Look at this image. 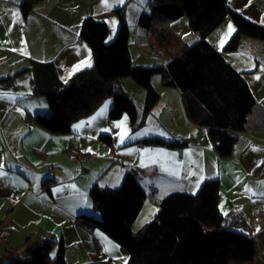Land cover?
Returning a JSON list of instances; mask_svg holds the SVG:
<instances>
[{
  "label": "crops",
  "instance_id": "0c3cea01",
  "mask_svg": "<svg viewBox=\"0 0 264 264\" xmlns=\"http://www.w3.org/2000/svg\"><path fill=\"white\" fill-rule=\"evenodd\" d=\"M150 1L41 0L24 16L20 0H0V94H6L0 95V228L11 230L7 244L0 245V254L13 249L12 243L23 244L30 236L33 242L62 239L67 264H126L128 256L120 248L119 254L103 231L88 230L75 217L93 210L89 190L94 184L116 188L131 169L137 170V179L145 191L132 229L136 223V228H142L154 218L158 202L166 194L195 193L205 180L218 178L223 216L233 211L244 215L252 234L264 244V174L256 175L257 168L264 164L263 40L243 35L237 50L222 52L235 69L243 72L255 98L229 156L217 155L207 128L187 117L179 89L164 85L157 74L151 76V83L160 97L147 114L144 126L155 130L149 136L194 137L195 141L187 146H149L138 143L142 138L128 139V133L133 132L128 115L109 118L111 98L90 115L74 121L68 133H51L32 120L38 113L49 112L46 98L33 94L32 61L51 62L62 81L88 68L89 60L92 65L91 49L80 36L86 16L106 22L107 41H111L120 24V10L129 26L130 22L135 25L132 40L130 31L131 43L143 54L160 59L152 65L169 61L184 43L190 44L187 37L193 42L198 39L186 28L183 16L170 21L166 31L140 27V14L150 10ZM227 3L248 19L264 24V0ZM234 31L235 25L226 18L207 39L222 50ZM146 45L147 52L142 49ZM119 84L134 101L140 120L145 90L127 76L120 77ZM102 133L112 137L111 146L98 138ZM72 146L100 155L80 162L69 160L65 151ZM53 249L57 252V245ZM262 249L264 260V246Z\"/></svg>",
  "mask_w": 264,
  "mask_h": 264
},
{
  "label": "trees",
  "instance_id": "16d2710c",
  "mask_svg": "<svg viewBox=\"0 0 264 264\" xmlns=\"http://www.w3.org/2000/svg\"><path fill=\"white\" fill-rule=\"evenodd\" d=\"M40 1L20 0L22 14L26 16ZM117 12L120 24L111 41H107L106 22L92 16L83 19L80 36L91 49L93 63L68 80L59 79L51 62H31L33 94L43 95L49 106V112L34 115L33 122L51 133H68L74 121L90 115L111 98L109 118L119 119L126 113L135 131L159 100L151 76L160 73L164 85L179 89L187 117L207 128L217 155H231L255 98L243 72L235 69L222 52L237 50L243 35L264 41V24L234 10L227 0H151L150 10L140 14V27L166 31L170 21L185 16L198 39L184 43L166 63L146 66L133 62L129 24L123 13ZM226 18L233 22L235 31L219 50L207 36ZM125 75L145 90L140 120L134 101L119 84ZM98 138L109 146L113 143L109 134L102 133ZM194 141V137L147 136L138 143L180 148ZM219 190V179L212 178L205 180L196 193L172 191L159 200L154 218L134 232L132 224L145 191L137 170L131 169L116 188H103L97 183L90 188L92 207L99 216L82 212L75 219L80 226L101 230L113 239L128 256L126 264H264L256 237L243 231L250 230L245 216L234 211L227 216L221 213ZM55 245L57 252L51 258L49 253ZM64 252L62 239L33 242L28 236L19 248L0 254V264H67Z\"/></svg>",
  "mask_w": 264,
  "mask_h": 264
},
{
  "label": "rangeland",
  "instance_id": "374dc122",
  "mask_svg": "<svg viewBox=\"0 0 264 264\" xmlns=\"http://www.w3.org/2000/svg\"><path fill=\"white\" fill-rule=\"evenodd\" d=\"M183 19L185 20V24H186V28L187 29H190V27H189V25H188V21H187V18L185 17V16H183ZM132 22H130V26H129V28H130V31H131V40H132V34H133V31H134V27H135V25L132 23ZM191 30V29H190ZM191 32H192V34L195 36V34L196 33H194V31L193 30H191ZM193 38H191V37H187L186 38V40L187 41H189L190 43H192L194 40H192ZM260 40V39H259ZM146 48H149V46H147L146 45V47L145 48H142V49H144L145 50V52H147V49ZM130 49H131V54H132V59H133V62L135 63V64H139V65H148V66H152V63H153V61H155V60H157V61H160V59L159 58H157V56H153V55H150L149 53H146V54H143V52H142V50H140V49H138L137 48V46L132 42L131 43V47H130ZM143 50V51H144ZM149 50V49H148ZM140 52H142V53H140ZM143 56V57H142ZM167 57L168 56H166V55H163L162 56V58L163 59H167ZM157 63H159V62H157ZM154 74H157L158 76H159V78L161 77V75H160V73H154ZM125 76H127V78H129L130 80H134L131 76H129V75H125ZM125 85H127L126 84V82H125ZM140 86V85H139ZM139 88H142V90H144L143 89V87H139ZM145 124H142L138 129H136V131H133V132H131L130 134L128 133V139H130V140H132V139H138V138H144V137H147V136H149V135H153V134H150V133H155V132H153V131H155V130H151V127L150 126H144ZM130 140H128V141H130ZM124 153H126V152H128L127 150L126 151H123ZM96 153H98V152H96ZM98 155H100L99 153H98ZM99 157H101V156H99ZM190 193V192H189ZM195 193H196V191H195ZM148 200L149 199H147V201H146V204L148 203ZM157 210H158V208H156V210H155V213L157 212ZM91 212H88V213H92V214H94V215H98V212H96V211H94V210H90ZM153 219V218H152ZM246 220H247V218H246ZM150 222V221H149ZM247 222H248V224H249V226H250V230H244L243 229V231L244 232H249L250 231V233L252 234L253 233V229H252V226H251V224H250V222L247 220ZM136 226H137V223L135 224V228L134 229H132L134 232H137L140 228H136ZM256 237V236H255ZM107 238H108V240L111 242V246H112V244L114 245V248H116V250L119 252V254H121L120 253V251H119V247H118V244L113 240V239H111L110 237H108L107 236ZM256 239H257V244H258V247H259V249H260V254L262 255V252H263V249H262V247L264 246V244H260L259 243V241H258V238L256 237ZM11 246L13 247V249H16V248H19L20 246H22V244H18V245H15V244H11ZM56 246V245H55ZM54 246V247H55ZM53 247V248H54ZM1 248V247H0ZM51 249V251H50V253H49V256L51 257V258H53L54 256H55V254H56V252H55V250L56 249ZM117 252V253H118ZM262 257V256H261ZM263 259V258H262ZM119 260H120V258L118 257L117 258V261H116V263H118L119 262Z\"/></svg>",
  "mask_w": 264,
  "mask_h": 264
},
{
  "label": "built area",
  "instance_id": "2783aa9c",
  "mask_svg": "<svg viewBox=\"0 0 264 264\" xmlns=\"http://www.w3.org/2000/svg\"><path fill=\"white\" fill-rule=\"evenodd\" d=\"M66 157L69 160L73 161H84L97 157L96 152H90L86 150H82L77 146L69 147L65 151ZM264 174V164L259 166L256 170V175L262 176ZM11 234V230L9 228H0V245L7 244L9 241V236Z\"/></svg>",
  "mask_w": 264,
  "mask_h": 264
},
{
  "label": "snow or ice",
  "instance_id": "6c2138e0",
  "mask_svg": "<svg viewBox=\"0 0 264 264\" xmlns=\"http://www.w3.org/2000/svg\"><path fill=\"white\" fill-rule=\"evenodd\" d=\"M105 3H107V0H105ZM228 30H229V32H231L233 30L231 24L228 25ZM222 42H223V38H222ZM82 63H84V62H82ZM86 66H89V67L91 66L90 60L87 62ZM76 70H79L78 66H77ZM0 95H6V94H0ZM118 126H121V125H118ZM76 127H79V125H77ZM124 134H126V131ZM122 139H123V135H122Z\"/></svg>",
  "mask_w": 264,
  "mask_h": 264
}]
</instances>
